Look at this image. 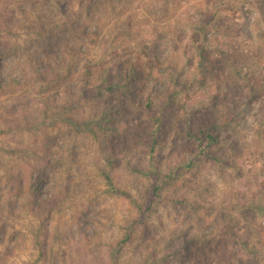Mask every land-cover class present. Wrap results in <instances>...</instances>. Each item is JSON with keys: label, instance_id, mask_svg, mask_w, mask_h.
I'll list each match as a JSON object with an SVG mask.
<instances>
[{"label": "rangeland", "instance_id": "rangeland-1", "mask_svg": "<svg viewBox=\"0 0 264 264\" xmlns=\"http://www.w3.org/2000/svg\"><path fill=\"white\" fill-rule=\"evenodd\" d=\"M216 2L0 0V82L16 83L0 92V264H115L114 246L134 222L117 264H264V0L219 3L213 17ZM219 15L246 70L224 81L255 98L221 121L207 153L187 131L207 132L203 110L221 87L189 83L195 45L185 31L217 32ZM183 35L187 57L175 49ZM177 61L185 88H175L154 143L140 102H162ZM99 65L121 84L135 81L125 112L103 115L119 106V91L97 89ZM185 113L202 119L188 126Z\"/></svg>", "mask_w": 264, "mask_h": 264}, {"label": "trees", "instance_id": "trees-1", "mask_svg": "<svg viewBox=\"0 0 264 264\" xmlns=\"http://www.w3.org/2000/svg\"><path fill=\"white\" fill-rule=\"evenodd\" d=\"M232 0H227L226 3H224L222 0H217L215 8L213 9L212 16L216 17L218 15V10L220 9L219 3L222 5L223 8L230 9ZM221 7V6H220ZM219 8V9H218ZM216 13V14H215ZM185 15V12H181V17ZM206 15V17H205ZM203 19H205V23L207 25L211 24V21L208 19V13H205ZM220 19L217 18L215 21L212 22L213 25L218 26L219 30L217 32L214 31V33L206 30V28H202L203 26H200V24H194L190 23L187 26V29L185 31V38H192V43H194L195 52L193 54V62L188 64V67H193L194 76L189 79V83H196L199 79H202V85L210 84L211 82H217L220 83L219 88V98L208 108L203 110V115L210 116L209 119L202 121L203 127L207 129V132L205 134H202V136L198 135V133L192 132L191 128L188 129L187 135L189 138H191L196 145L204 144V150L205 152L211 151L212 147H216L219 143V137L221 135V131H223L224 128L227 126L221 125V121H226L230 116L236 113L241 114L242 111L245 109L244 105H247L248 100H253L255 98V92L252 91V97H250L248 100L245 98V96H236L235 91L238 92L240 90L241 86H238L236 84L230 83V81L225 82V78L227 75H229V71L233 72L237 76H243V70L242 71V64H236V58L235 53L236 51L228 52V50H231L229 48H232V46L229 45L228 42L231 39V34H234L233 32H222V25L226 23V20L223 16L219 15ZM207 19V20H206ZM184 20H179L177 24L182 23ZM205 25V26H207ZM183 30V28L181 29ZM183 36L179 37L177 39V44H175V49L182 50L183 52L180 55H185L186 57L191 52L189 47L187 45L183 46ZM187 43V41H186ZM148 46V43L146 42V47ZM260 51L262 49L260 48ZM260 56L259 54L257 57ZM256 66H250L251 73L258 72L261 65H259L257 62L255 63ZM100 71V76L102 77V82L99 81V84L97 86L98 90H101L105 93H108V96H114L119 91V98H117L118 107L112 106V104H106L104 106V116L108 115V112H114V110H118L120 108H123V112H125L126 107L123 106V103H125L126 98L128 99L134 91L133 84L135 81L132 80V77L130 76L125 77L126 78V84H121L118 81L114 80L113 75L111 74V66L102 67L101 65L98 66ZM228 68V70H227ZM182 67L181 63L179 61L172 63L167 67L165 70L167 80L169 83L168 89L161 92L158 96L159 99H162V102L157 105L156 103V96L152 97L150 94H145L143 97V103L140 102V105H142L144 111L147 114L148 121L150 123V133L149 135L152 136V140L154 143H157V140L160 139V134L163 132V130L166 128V115L167 111H169L171 108H174V105H177V99L179 98V92L175 90L178 87L181 88V91L185 88V86H182L181 79L183 78V74L181 73ZM90 72V71H89ZM87 72V75L90 73ZM127 72V71H126ZM250 73V74H251ZM133 75H138V72L134 73ZM256 73L255 76H251V79L249 80V83L252 85H257L256 81ZM248 78V77H247ZM144 81V79H143ZM225 83L226 90L222 89V85ZM16 87V83L14 81H5L0 82V92L6 91L7 89ZM170 87L174 88V91H170ZM96 89V90H97ZM85 93V91H84ZM86 96V95H84ZM86 98V97H85ZM130 99V98H129ZM176 102V104H175ZM142 103V104H141ZM226 103V106L224 105ZM230 106H227L229 105ZM232 104V107H231ZM180 109L183 111L184 108L182 105H180ZM120 107V108H119ZM228 108V110H227ZM108 111V112H106ZM225 111H228L230 114H225ZM102 115V117H103ZM230 115V116H229ZM185 118L184 121L188 124V126L191 125V119L194 118L197 121H201L202 117L198 116L197 113H194L192 118L190 119V116L188 117L187 114H184ZM229 116V117H228ZM154 147V146H153ZM195 155L196 153H192ZM152 155V154H151ZM190 163L191 160H189ZM109 183L111 184L110 176L107 177ZM112 189L113 185H111ZM116 191V189H114ZM155 191H158L156 189ZM156 193V192H155ZM158 194V193H157ZM156 194V195H157ZM138 222H134L133 226H131L128 233L125 234V236L118 241L117 245L114 246L115 253L113 259V263L117 264L118 259L120 258V253L124 247V243H126L127 240H129L132 235L134 234V224Z\"/></svg>", "mask_w": 264, "mask_h": 264}]
</instances>
